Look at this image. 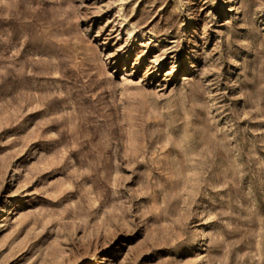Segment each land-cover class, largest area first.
I'll list each match as a JSON object with an SVG mask.
<instances>
[{
	"label": "rangeland",
	"instance_id": "374dc122",
	"mask_svg": "<svg viewBox=\"0 0 264 264\" xmlns=\"http://www.w3.org/2000/svg\"><path fill=\"white\" fill-rule=\"evenodd\" d=\"M0 264H264V0H0Z\"/></svg>",
	"mask_w": 264,
	"mask_h": 264
}]
</instances>
